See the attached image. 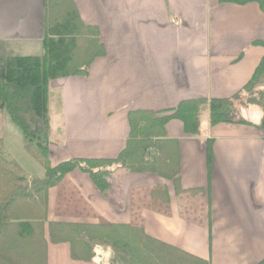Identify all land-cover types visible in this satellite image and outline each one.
Returning a JSON list of instances; mask_svg holds the SVG:
<instances>
[{"label":"crops","instance_id":"0c3cea01","mask_svg":"<svg viewBox=\"0 0 264 264\" xmlns=\"http://www.w3.org/2000/svg\"><path fill=\"white\" fill-rule=\"evenodd\" d=\"M65 1L103 53L86 75L50 82L52 167L117 160L131 138L132 114L159 117L183 101L232 98L264 56V11L255 2ZM51 16L50 0H0V57L42 56ZM61 23L54 29L68 28ZM248 97L254 104L242 108L239 123L211 124L205 105L198 136L170 120L162 164L78 167L67 174L46 197L42 237L36 233L41 258L45 253L46 264H260L264 130L257 105H264V74ZM0 140L9 162L8 145L19 146L21 159L28 154L22 132L1 108ZM16 164L26 178L45 175L37 159L29 161L32 171ZM52 223L91 228L73 242L53 243ZM94 227H124L127 249L102 241ZM0 264L10 263L0 258Z\"/></svg>","mask_w":264,"mask_h":264},{"label":"trees","instance_id":"16d2710c","mask_svg":"<svg viewBox=\"0 0 264 264\" xmlns=\"http://www.w3.org/2000/svg\"><path fill=\"white\" fill-rule=\"evenodd\" d=\"M236 4L258 3L264 11V0H227ZM59 6L56 0H50L52 16L50 25H46L43 38V55L40 57H0V108L7 111L11 121L22 132L27 151L39 160L45 170L43 179H33V190L21 187L25 177L20 167L8 163L0 156V235L11 233L8 241L0 239V258L10 264H22L25 260L16 255L11 247L13 238L33 239L37 231L42 237V223L45 218V202L49 189L59 185L67 174L76 168L90 170L101 165L153 166L163 162L162 138L166 137L165 126L176 119L183 123L188 136L200 134V114L205 105L210 108L211 124L242 122L238 119L236 103L258 84L264 74V56L256 67L250 81L242 92L229 99H206L183 101L178 107L164 111L162 116L153 113H134L130 118L131 138L127 148L114 161H90L81 165L79 161H69L52 167L49 156V106L48 90L50 82L60 77L86 75L90 64L102 53L97 35L82 32L77 27L78 18L69 8L65 18L57 14ZM61 21L63 23H61ZM59 23L68 25L66 29H54ZM89 49L84 51L82 41ZM254 104L247 102L242 106ZM260 129L264 130V105ZM147 114V115H146ZM146 115V116H145ZM2 140H0V145ZM153 148V153H147ZM20 174L22 176H20ZM17 184H20L19 186ZM157 191L152 192L156 196ZM91 227L78 225H50L53 243L73 242L82 233H89ZM41 229V230H39ZM103 231L96 234L101 240L110 241L116 248L128 247V234L124 227H94ZM38 235V233H37ZM92 236L91 234H89ZM75 257V256H74ZM92 257H89L90 260ZM20 260V261H18ZM40 264H46L45 253ZM264 264V260L260 263Z\"/></svg>","mask_w":264,"mask_h":264},{"label":"rangeland","instance_id":"374dc122","mask_svg":"<svg viewBox=\"0 0 264 264\" xmlns=\"http://www.w3.org/2000/svg\"><path fill=\"white\" fill-rule=\"evenodd\" d=\"M66 4L67 3H66L65 0H59V2H58V5H59L58 6L59 7L58 8L59 15L62 16L63 18H65V16L68 15V13L70 12L69 11V8H68V5H66ZM82 43L83 44H81V47L84 48V51H87L89 49L87 42H84V40H83ZM1 58H3V57H1ZM249 93H247L244 96H242L241 97V100L236 103V105H237L236 106V110H237V114L238 115H240V112H241L242 108H247V106H242V104H245V103L248 102V100H249V97H248ZM200 120L202 122H204V123L206 122V120H205V114L201 113ZM8 148H9V152H10L12 158H13L12 159L13 162H9L10 160L7 159V158L5 159V157H3L4 155L2 153V154H0V156L3 159H5L8 163H12V166L13 165H16V163L23 162L24 165L28 167V170L29 171H32L33 170L30 167L29 161L31 163H34L35 162V159H34V157L29 152H26L28 154H25L24 155V159H21V156H20L21 155V152H20V148H19L18 145H16V144L8 145ZM22 153H25V150H22ZM22 175L20 174V176H22ZM17 185L19 186L20 184H17ZM33 186H34V180L33 179H30V178H26V177H25V180H23V183L21 184V187H28L29 189H32V190H33ZM101 232H103V231L101 230L100 233ZM1 233L2 234L0 235V239L2 241H4V242H7L8 241V236H10L11 233H8L7 234L6 231L5 232H1ZM127 234H128V232H127ZM34 236L36 237L35 234H34ZM11 247L15 249V252L17 253L16 255H19V256H21L22 258L25 259L23 261L18 260L22 264H40L41 252H40V245H39V242H38L37 238H34L33 237V239H30L29 240V239H26V238L25 239H19V238H15L14 237L13 240H12Z\"/></svg>","mask_w":264,"mask_h":264},{"label":"built area","instance_id":"2783aa9c","mask_svg":"<svg viewBox=\"0 0 264 264\" xmlns=\"http://www.w3.org/2000/svg\"><path fill=\"white\" fill-rule=\"evenodd\" d=\"M152 150H148V152H151Z\"/></svg>","mask_w":264,"mask_h":264},{"label":"bare ground","instance_id":"6f19581e","mask_svg":"<svg viewBox=\"0 0 264 264\" xmlns=\"http://www.w3.org/2000/svg\"><path fill=\"white\" fill-rule=\"evenodd\" d=\"M99 253V252H98ZM98 260V259H97Z\"/></svg>","mask_w":264,"mask_h":264}]
</instances>
